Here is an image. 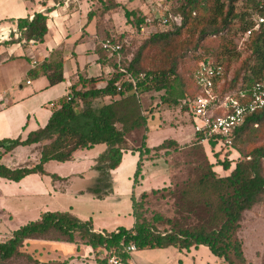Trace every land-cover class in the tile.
Returning <instances> with one entry per match:
<instances>
[{"label": "trees", "instance_id": "obj_1", "mask_svg": "<svg viewBox=\"0 0 264 264\" xmlns=\"http://www.w3.org/2000/svg\"><path fill=\"white\" fill-rule=\"evenodd\" d=\"M54 1L62 4V0ZM102 1L100 14L114 10L117 6L121 7L114 0L112 3L111 0H106V3H104L105 0ZM235 1L180 0L175 9L162 10L154 16V19L165 29L145 38L129 60H125L124 56V34L118 33L117 36L105 34L97 38L95 48L99 64L109 67L106 78L103 79L101 76L79 78L77 82L70 85L68 93L58 100L44 126L29 131L23 139L20 137L0 139L2 149L0 156L19 145L41 143L38 159L31 165L9 167L0 162V178L18 181L27 174H46L43 169L45 162L67 161L76 150L88 149L94 144H103L105 148L97 155L92 166L97 176L88 191L97 198L108 194L111 191L110 171L118 166L122 152L127 150L124 143L126 135L132 130L146 127V117L140 111L139 96L148 91L164 90L166 96L163 99H168L166 97L173 89L172 81L177 77L176 67L179 57L190 59L191 56L192 58L190 71L188 70L186 77L188 82L177 97V99L185 100V104H181L185 111L190 97L197 92L193 75L200 61L219 63L228 73L222 76L217 87L221 96L239 89L248 90L264 74V24L252 30L245 38L248 53L239 66L230 71L228 61L235 58L238 53L231 42H224L226 44L218 49L217 46L214 49L201 50L200 46L205 38H220L227 33L243 35L251 27L253 15L264 17V0H245L248 8L239 13L234 10ZM155 11L159 12L157 9ZM168 14L179 15V25H175L166 18ZM132 15H134L133 10L123 8L125 20ZM161 18H166L164 24H160ZM45 19L41 12H35L30 19L27 17L14 19V32L1 42H41L46 32ZM149 20L150 17L140 14L132 23L137 27ZM16 33L17 36L14 35ZM183 34L189 38H195L193 47L188 53L171 56L172 51L176 50L180 44ZM104 38L119 42L121 58L118 66L122 68V71L119 70L115 57L109 56L100 47L99 41ZM150 45L161 46L160 52L164 58V63L151 69L142 65L143 52ZM167 47L170 51L165 52ZM195 54L196 56H193ZM222 56L227 59L223 61ZM38 71L43 73L48 85L62 80L60 60L41 63L33 74ZM100 81L103 84L97 86L96 83ZM76 85L80 86L77 88ZM263 124L264 106L249 114L245 121L233 130L232 141L235 149L233 161H216L223 170H228L230 163H233L228 173L222 176L215 174L216 172L209 164L211 162L207 163L204 147L198 142L193 132L194 144L197 145L203 161H195L192 167L194 176L188 179L179 190H173L172 193L176 194L175 206L179 207L176 212L190 214L200 221L197 224L180 226L171 218L154 214L151 218L153 222L162 221L169 226L160 231L136 214L134 204L136 199L133 196L130 197V202L134 222L128 229L120 226L109 232L94 231L90 220L82 221L68 211H44L37 219L19 226L10 233L8 238L0 241V261L21 256L30 258L21 249L27 240L72 243L74 234L77 233L82 244L89 246L94 253L97 251L106 253L109 250L108 255L104 254L101 259L95 257L99 264H105V258L109 255H114L124 262L123 259L127 255L122 251V246L128 242H133L136 249L167 246L187 249L191 246L203 245L226 264H246L236 232L239 229L242 212L258 205L264 199L262 173L264 142L256 145L246 142L251 137L255 138L256 135L252 134H256L255 132ZM170 146L175 149L178 144L172 139H165L155 148L165 149ZM130 151L138 153L134 171L136 173L142 151L139 148ZM49 176L51 179L56 178L54 174ZM142 195L144 193H141ZM45 264H64V262L52 260Z\"/></svg>", "mask_w": 264, "mask_h": 264}, {"label": "rangeland", "instance_id": "obj_2", "mask_svg": "<svg viewBox=\"0 0 264 264\" xmlns=\"http://www.w3.org/2000/svg\"><path fill=\"white\" fill-rule=\"evenodd\" d=\"M35 1L37 0H0V19H2L0 20V38L6 36L7 33L15 28L5 17L22 16L26 12L35 10ZM101 1L85 0V2L80 3L81 7L71 8L69 11L74 12L77 16L82 14L85 16L86 14L88 16V24L92 23V19L97 22L94 26L95 30L94 28L92 29V26V31H89L91 32V36H96L95 41L105 34H115L116 36L118 33L124 34L125 60H129L132 57L145 38L157 33L159 30L165 29L158 24L154 16H157L166 8L173 10L180 3V0H114L121 7L117 6L114 10L100 14ZM69 3L70 1H66L57 10L63 11V7L66 8L69 6ZM104 3H106V0ZM247 6L245 0H236L234 10L239 13L245 11L248 8ZM123 8L133 10L134 15L130 16L128 20H125ZM156 9L159 12L155 11ZM140 14L147 18L150 17V20L136 27L132 21L134 22ZM140 27H143L142 31H140ZM82 32L84 35L88 33L84 29H82ZM223 36L220 38H205L202 40L200 46L201 50L214 49L217 46L218 49L226 44L224 42H231V45L235 46L238 53L235 58L228 61V69L230 71L239 66L240 62L247 55V45L243 35L237 33H231L229 35L227 33ZM181 39L180 44L176 50L172 51L171 56L188 53L193 47L195 42L194 37L189 38L183 34ZM40 47L42 46L40 45ZM160 49L161 46L159 45H150L145 48L142 58V65L145 68H156L164 63ZM168 51H170V48L166 49L165 52ZM23 54H25V51ZM31 55L35 57L36 53H31ZM193 56H196V54ZM222 58L223 61L227 59L225 56H222ZM177 59V77L174 79L175 81H172L173 89L167 95L168 97L166 98L168 99H163L166 96L164 90L148 91L140 95L138 102L141 113L146 117V127L145 129L132 130L126 135L124 140L125 147L128 151L136 148L142 151L138 172H134L136 169L135 166V169L132 167L133 171L131 169V172L127 174V177L130 175L132 188H134L132 196L134 195L133 197L136 199L134 201L135 212L141 218H144L145 222L155 226L160 231L169 226L162 221L153 222L151 218L154 214H160L163 218H171L180 226H189L200 222L186 212H176L178 207V205L177 207L175 206L176 198L174 196L176 194L174 193V195L172 193L173 190H179L188 179L194 176L192 167L195 165V161H203L197 145L194 144L193 129L189 115L181 106V100L177 99L188 82L186 77L188 76L192 58L190 56V59L189 57H179ZM15 60V62L19 63L15 69L21 68L22 66L25 68L29 64L27 58L24 56H19ZM4 66L6 65L0 67V92L7 90L6 95H8L10 93L8 92L10 84L15 89L17 85L13 81L8 80L9 74H13L15 71H8ZM93 73L89 72V74ZM26 78L28 76L25 74L20 78L22 86ZM29 80L33 81L31 78ZM171 99L176 101L173 102ZM255 133L252 134L254 136L256 135L255 138L251 137L246 143L256 145L264 142V124ZM165 139L177 141L178 147L175 149L172 146L165 149L155 148L156 145ZM21 146L16 151V155L20 157L18 163L25 160L27 161V165L35 163L39 156L41 143H36L31 146ZM97 148H103V145H97ZM198 155L200 156L199 159ZM204 156L206 158L205 153ZM129 158H131L130 154H125L119 170L116 171L117 175L115 177H119L126 169L124 166H127V163L125 162ZM206 160L209 163L207 158ZM210 160L212 161V158ZM262 163V173L264 175V159ZM209 164L211 167L215 165L213 163ZM85 168V162L69 163L48 161L44 164V169L49 174L59 175L70 174L75 171L84 170ZM43 175L25 176L19 183L0 178V235L4 234L6 236L10 231L12 232L26 222L36 219L41 212L54 210L73 211L79 217L86 219L94 217L97 219L96 222H104L106 224L104 226L107 229H112L116 221L118 224L127 225L129 221L127 219L128 216L125 213L124 215L115 216V210H120L121 206L124 205L126 206V211L128 210L130 212L128 196L124 197L128 205H125L121 200H108V202H103L98 201L99 199H92L88 195L78 197L72 194L71 191L63 192L59 188L52 190L50 176L48 174ZM47 189L50 194L46 193L45 190ZM152 190L155 191L151 192ZM141 193H144V195L141 196ZM239 224L236 236L241 242L242 254L246 264H264V199L258 205H254L249 210L243 211ZM57 243L60 245H57ZM72 243L77 246L82 244V240L79 239L77 233L74 234V241ZM61 245H64V243L52 240L28 241L21 249L30 258L26 256L15 257L7 261H0V264H45L50 260L58 259L57 261L63 260L64 262L71 258L74 259V256L70 258L64 257L70 251L67 248L62 249ZM107 253H109V250L104 253L105 256L108 255ZM95 255L97 256V253ZM126 259L127 256L123 261L125 262Z\"/></svg>", "mask_w": 264, "mask_h": 264}, {"label": "crops", "instance_id": "obj_3", "mask_svg": "<svg viewBox=\"0 0 264 264\" xmlns=\"http://www.w3.org/2000/svg\"><path fill=\"white\" fill-rule=\"evenodd\" d=\"M83 2H85V0L70 2L69 6H67L66 8L63 7V11H58V7L62 6H60L61 4L55 5V3H57L56 1L37 0L35 1L34 5L35 10L26 12V14L22 16L17 15L14 17H5L14 25V19L24 17L30 19L35 12H41L46 17V32L43 35L41 42H1V40L7 39L9 37V34L13 33L14 30H11L6 34V36L0 38V67L6 65L4 66L6 67L5 69H7L8 71H15L13 72V74H9L8 80L13 81V83L17 85V88L15 89L10 84L8 90V92L10 93H8V95H6L7 90H5V92H0V139L15 137H20L23 139L29 131L44 126L58 100L62 98L66 93H68L70 85L77 82L79 78H89L97 76H101L103 79L106 78L109 67L107 65L101 66L99 64L98 55L95 48L97 44V41H95L96 36H91V32H89L92 31L93 28L95 30L94 26L96 25V21L92 19V23L88 24L86 14L85 16L84 14L77 16L74 12L69 11L71 8L81 7L80 3ZM82 29H84L88 33L84 35ZM14 35L17 36V33ZM40 45L42 47H40ZM24 51L25 54H23ZM31 53H36V56L33 57ZM19 56L26 57L29 64L25 68L22 66L21 68L15 69V67L19 65V63L15 62V59ZM53 60L61 61L62 80L53 85H48L47 80L42 72L38 71V73L33 74V71L37 69L41 63ZM89 72L94 73L89 74ZM23 74L28 76V78L24 80V84L22 86V84L20 83V78L23 76ZM29 78H31L33 81L29 80ZM100 84H103V82L100 81L96 83L97 86H100ZM79 86L80 85H76L77 88ZM175 142L178 143L177 141ZM31 145L35 144H30L28 146ZM97 145L100 144H94L91 148L88 149L76 150L73 152L70 160L63 161L69 163L85 162L86 168L84 170H80L77 172L75 171L70 174H54L56 178H50V183L52 184L51 189L56 190V188H59V190L63 192L71 191L72 194L78 197L81 195H88L92 199H99L98 201L103 202H108V200H121L125 203V205H128V203L124 200V197L128 196L130 202V197L132 196L134 188H132L130 175L127 177V174L131 172L132 167H135V162L137 161V153L128 150L122 152L120 163L116 168L110 171L111 191L108 194L103 195L100 199L95 197L91 192L88 191V188L92 185L94 178L97 176V172L92 169V166L95 163V158L105 148V146L101 144L103 145V148H97V150ZM18 147H20V145L14 147L6 153H3L0 156V162L9 167L27 165V161L25 159V161H21L20 163H18V160L20 158L18 155H16ZM203 147L209 162L213 163L210 160V158L212 157L210 156V154H208L209 152L207 148L205 146ZM1 150L2 149L0 148V151ZM127 153L130 154L131 158H129L125 162L127 163V166H124L126 167V169L119 177H115V175H117L116 171L119 170L122 164V160ZM214 164L215 165L213 166V170L220 176L226 175L229 169L233 167V163H230V168L228 170H223L219 164ZM44 171L46 173L45 175H49V173L45 169ZM29 175L44 176L43 174L38 173H31L25 176ZM24 177L14 182L19 183ZM48 189L45 191L46 193L50 194ZM68 212L82 221L90 220L94 231L109 232L116 230L117 227L120 226L128 229L132 227L134 222V219L131 215V202L130 212H128V210L126 211V206L124 205L121 206L120 210H115V216L124 215V213L128 216L127 219L129 221L127 222V225L125 226L123 224H118L116 223V221L115 226L112 229H107V227L104 226L106 225L104 222H96L97 219H95L94 217H89L86 219L83 217H79V215L73 213V211ZM10 233L11 231L6 236L4 234L0 235V241L8 238L10 236ZM28 241L33 242L42 240H27L25 244ZM62 243H64V245H61L62 249L67 248L68 251H70L68 252V255L64 257L70 258L74 256V259L71 258L68 259V261H64L66 262L65 264H99L96 261L95 257L97 259H101L104 256V251H97L96 256L93 250L89 246L84 244H79L77 246L76 244L70 242ZM57 245L60 244L57 243ZM122 264L226 263L223 262L221 258L214 256L207 249V247L203 245H197L191 246L187 249H177L173 246H167L164 248L136 249L133 253L127 255V259L125 260V262H122Z\"/></svg>", "mask_w": 264, "mask_h": 264}, {"label": "built area", "instance_id": "obj_4", "mask_svg": "<svg viewBox=\"0 0 264 264\" xmlns=\"http://www.w3.org/2000/svg\"><path fill=\"white\" fill-rule=\"evenodd\" d=\"M66 1L76 2L78 0H62V4ZM55 5L59 4L55 3ZM166 18L175 25L180 23L179 15L168 14ZM166 18H161L160 24H164ZM261 24H264V17L255 15L251 27L243 33V38H246ZM142 30L143 27H140V31ZM99 44L109 56L115 57L118 66L121 58L119 42L115 39L104 38L99 41ZM118 68L122 71V68L119 66ZM223 75H228V73L219 63L198 62L193 75L197 92L186 104V112L189 115L193 132L198 142L207 148L213 163L223 160L233 161L235 157L232 141L233 130L240 126L249 114L264 106V74L248 90L239 89L221 96L217 87ZM180 104H185V100H181ZM135 250L133 242L122 246V251L126 255ZM106 263L122 264L121 260L114 255H109Z\"/></svg>", "mask_w": 264, "mask_h": 264}]
</instances>
